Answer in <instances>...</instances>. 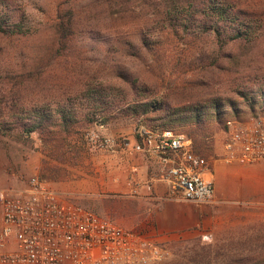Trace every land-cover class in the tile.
I'll return each mask as SVG.
<instances>
[{
  "label": "rangeland",
  "instance_id": "374dc122",
  "mask_svg": "<svg viewBox=\"0 0 264 264\" xmlns=\"http://www.w3.org/2000/svg\"><path fill=\"white\" fill-rule=\"evenodd\" d=\"M210 1L0 0V19L9 22L0 32V188H22L33 176L58 168L61 177L51 181L56 186L77 180L79 169L96 177L94 164L103 163L102 154L139 156L132 150L139 131L160 128V117L169 111L219 101L227 119H247L252 106L246 94L264 90V0ZM211 3L240 12L251 35L232 40L236 31L203 15ZM146 103L162 109L139 117L127 113ZM235 107L239 117H231ZM65 108L77 114L78 124L62 163L47 156L45 138L28 136L24 128L34 109L58 117ZM92 111L99 112L96 123L104 117L99 114L111 117L105 129L86 121ZM172 130L187 135L183 126ZM90 132L112 139L116 147L97 150ZM207 134L212 149L202 155L220 159L224 124L210 121ZM64 194L121 224L139 217L133 195ZM205 207L212 212L205 233L172 241V256L158 264H232L217 252L239 254L230 248L242 244L244 257L255 252L249 258L263 260L258 246L264 244V202L213 201ZM243 256L238 258L245 264L249 258Z\"/></svg>",
  "mask_w": 264,
  "mask_h": 264
},
{
  "label": "built area",
  "instance_id": "2783aa9c",
  "mask_svg": "<svg viewBox=\"0 0 264 264\" xmlns=\"http://www.w3.org/2000/svg\"><path fill=\"white\" fill-rule=\"evenodd\" d=\"M95 124L98 130L105 129L104 124ZM225 127L223 163H264V114L245 120L229 118ZM88 137L97 150L116 147L112 139L95 132ZM139 138L132 150L153 154L161 161L149 179L150 186L167 184L169 197L177 202L213 203L214 179L207 178L213 176L212 166L195 152L191 138L172 129L151 127L142 128ZM130 184L131 194L137 195L140 183L136 177ZM169 243L123 227L39 176L22 188H0V264H158L172 256Z\"/></svg>",
  "mask_w": 264,
  "mask_h": 264
},
{
  "label": "crops",
  "instance_id": "0c3cea01",
  "mask_svg": "<svg viewBox=\"0 0 264 264\" xmlns=\"http://www.w3.org/2000/svg\"><path fill=\"white\" fill-rule=\"evenodd\" d=\"M123 153L102 154L100 159L103 163L94 164L100 171L96 177L79 169L78 175L75 176L77 180H72L66 185H52L63 194L70 190L80 193L109 190L115 194L132 195L130 180L136 177L140 187L138 194L133 195L131 203L139 217L135 222H118L120 225L148 234L160 243L205 233V225L212 218V212L206 205L176 203L169 197L170 187L167 184L149 185V179L161 164L158 156H132ZM210 164L215 177L216 205L232 200L264 202V163L228 165L220 159H215L211 160Z\"/></svg>",
  "mask_w": 264,
  "mask_h": 264
},
{
  "label": "trees",
  "instance_id": "16d2710c",
  "mask_svg": "<svg viewBox=\"0 0 264 264\" xmlns=\"http://www.w3.org/2000/svg\"><path fill=\"white\" fill-rule=\"evenodd\" d=\"M214 1L215 0L210 2ZM206 7L208 8L203 9V15L206 18H212L218 22H223L225 25H229L234 31H236V34L233 36L232 40H245L251 35L249 31L245 30V28L249 27V24H246L244 20L241 21V14H239L240 12L234 11L233 7L219 6L215 3L206 5ZM8 23V19H0V32H5V28L9 27ZM246 99L251 103L252 106V112L249 116L260 115L261 112L257 110V107L259 106L264 110V90L260 93V95L248 96L246 94ZM160 109H162V105L159 103H146L140 106L131 107L127 113L134 117H139L140 115H149L151 112H157ZM236 110L237 108L235 107L231 117H239L238 113H236ZM59 113L60 115L55 117V114L52 111L49 112L34 109L29 115V123L26 124L24 130L28 136L32 135L33 133H39L43 138H45V146H48L46 147L47 150L45 151L47 156H57V159L60 162L65 163L67 151L70 149L69 140L75 132L78 120L77 114L67 110L66 108L59 110ZM98 113L99 112L95 111L89 112L87 116L85 115L86 119H88L86 121L88 123L98 122L96 121ZM227 114L229 113L224 110V107L221 105V103L216 101L210 104V106L195 105L186 108L185 110L169 111L167 114L160 117L159 121H161V123L158 125V127L161 126L160 128L164 129H175L176 126H183L186 128L187 136L193 141L195 152L203 156L202 152H210L212 149V146L207 144V139L209 137L207 134L208 123L210 121H212V123L216 121L218 124L223 123L226 130L225 122L227 120ZM99 115L104 116L99 123L104 125L109 123L111 117H107L104 114ZM46 134H49V136ZM58 172H60L59 168L58 170L52 169L50 172L42 171L39 177L42 180L50 182L57 181L61 177L58 175ZM171 244L172 243L167 244V247L172 251L170 247ZM242 246L243 244L230 248L232 251L238 250L239 254H228L226 251H219L217 253L219 254L221 260L228 258L232 264H243L244 260L242 258L239 259L238 257L243 256L245 253L244 250H246L247 247L242 248ZM258 248L264 251V244L259 245ZM253 254H255V252L247 255V257H243L244 259H248ZM255 261V259L249 258L245 264H264V258L261 262Z\"/></svg>",
  "mask_w": 264,
  "mask_h": 264
}]
</instances>
